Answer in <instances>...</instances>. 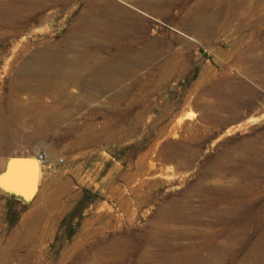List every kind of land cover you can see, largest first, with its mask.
Listing matches in <instances>:
<instances>
[{
  "label": "rangeland",
  "instance_id": "1",
  "mask_svg": "<svg viewBox=\"0 0 264 264\" xmlns=\"http://www.w3.org/2000/svg\"><path fill=\"white\" fill-rule=\"evenodd\" d=\"M38 154L0 264H264V0H0V172Z\"/></svg>",
  "mask_w": 264,
  "mask_h": 264
},
{
  "label": "water",
  "instance_id": "2",
  "mask_svg": "<svg viewBox=\"0 0 264 264\" xmlns=\"http://www.w3.org/2000/svg\"><path fill=\"white\" fill-rule=\"evenodd\" d=\"M5 169L0 173L3 177L0 185L14 189L18 192L21 189L24 196H31L37 188L38 164L32 156H11L6 160ZM23 188H22V187Z\"/></svg>",
  "mask_w": 264,
  "mask_h": 264
},
{
  "label": "bare ground",
  "instance_id": "3",
  "mask_svg": "<svg viewBox=\"0 0 264 264\" xmlns=\"http://www.w3.org/2000/svg\"><path fill=\"white\" fill-rule=\"evenodd\" d=\"M57 55V54H56ZM47 56V57H46ZM58 56V55H57ZM49 58V62H52V60H54L55 58H56V56L55 55H53V54H49V55H45L44 57H41L40 58V61L39 60H37V62H41V61H43V60H46V59H48ZM176 134V133H175ZM33 158H35V160H36V162H37V164H38V172H37V178H36V180H37V188H36V191H35V193L37 192V189H38V182L40 181V179H41V171H40V165H39V163H38V157H35V155H34V157ZM40 162V161H39ZM151 163H152V161H151ZM6 165V164H5ZM5 165H4V167H3V170L6 168L5 167ZM2 170V171H3ZM1 171V172H2ZM0 172V173H1ZM2 179H0V182L2 183V181H4L3 180V177H1ZM22 187V186H21ZM23 188V187H22ZM19 191L20 192H22L21 191V189H19Z\"/></svg>",
  "mask_w": 264,
  "mask_h": 264
},
{
  "label": "built area",
  "instance_id": "4",
  "mask_svg": "<svg viewBox=\"0 0 264 264\" xmlns=\"http://www.w3.org/2000/svg\"><path fill=\"white\" fill-rule=\"evenodd\" d=\"M37 157H38V160H39V161H43V156H42V154H38Z\"/></svg>",
  "mask_w": 264,
  "mask_h": 264
}]
</instances>
